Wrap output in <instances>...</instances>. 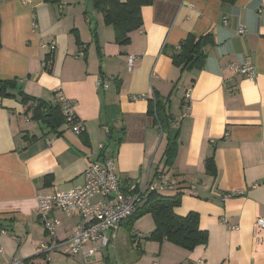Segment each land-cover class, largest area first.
I'll return each instance as SVG.
<instances>
[{"label":"crops","instance_id":"1","mask_svg":"<svg viewBox=\"0 0 264 264\" xmlns=\"http://www.w3.org/2000/svg\"><path fill=\"white\" fill-rule=\"evenodd\" d=\"M189 33H210L214 44L205 46L200 68L180 71L169 53ZM0 42V79H15L16 90L45 102L60 90L83 125L81 135L67 124L57 135L31 118L30 104L0 96V264L12 257L69 264L55 261L58 252L68 255L38 222L36 195L81 184L99 145L106 155L117 145L114 169L125 187L164 171L182 191L175 212L198 213L207 244L188 251L163 241L157 259L166 243L171 264H264L256 225L264 217V0H152L125 44L89 0H0ZM128 55L136 57L131 71ZM245 62L255 66V79L228 68ZM188 90L190 112L182 117ZM155 99L169 116L162 126L148 114ZM173 137L176 155L166 167L163 151ZM211 156L214 175L205 170ZM53 214L56 240H63L78 219ZM117 239L103 254L76 255L75 263L135 264L140 253ZM119 248L131 254L112 263L109 252Z\"/></svg>","mask_w":264,"mask_h":264},{"label":"built area","instance_id":"2","mask_svg":"<svg viewBox=\"0 0 264 264\" xmlns=\"http://www.w3.org/2000/svg\"><path fill=\"white\" fill-rule=\"evenodd\" d=\"M244 32V26L238 27L237 34L242 35ZM50 46L52 48L53 44ZM81 56L79 54V57ZM135 58V55L127 56L128 71L132 70ZM228 68L250 80L255 79L257 74L255 66L249 62L241 65L230 63ZM98 82L99 86L106 87L102 79ZM54 96L67 125L75 134L80 135L83 132V125L74 112V103L60 90H56ZM138 98L142 96H133L134 100ZM184 98L182 117L188 116L190 112L189 90L186 91ZM25 120L28 122L29 118ZM98 148L101 151L103 145H99ZM114 165V156L106 155L93 159L83 172L81 184L64 191L37 193V220L54 247L59 246L64 253L71 256L82 254L91 257L95 253L103 254L109 246L114 247L122 221L135 211L148 189L169 191L177 187L164 171H158L154 178L148 179L144 184L135 180L125 187L115 172ZM229 197L231 194H223L221 199ZM55 211L78 219L70 234L63 240H56L55 234L60 220L54 216ZM256 225L257 229L264 232V217H258ZM2 253L3 249L0 247V254ZM4 264H21V260L12 257ZM196 264L207 263L203 259H198Z\"/></svg>","mask_w":264,"mask_h":264},{"label":"trees","instance_id":"3","mask_svg":"<svg viewBox=\"0 0 264 264\" xmlns=\"http://www.w3.org/2000/svg\"><path fill=\"white\" fill-rule=\"evenodd\" d=\"M45 1L49 3L57 2V0ZM89 1L93 9L101 13L103 22L112 27L115 40L119 44L127 43L129 41V34L140 27L141 7L151 4L152 2V0ZM220 1L230 4L235 2V0ZM213 44L214 40L210 33L199 36L189 33L176 48L170 51L169 55L173 65L178 67L180 71H191L200 68L206 57L205 46H211ZM51 55L52 52L46 54L45 58L49 59ZM16 88L17 81L15 79H0L1 97H18L21 104H30L29 106H32V108L30 107L31 118L40 122L43 124V127L55 134L61 135L62 130L59 128L63 124H67V121L61 113L55 99L54 103L45 102L42 99L27 95L22 90H16ZM162 105L163 103H161L160 100L155 99L149 101L148 106V114L152 116L154 122L160 126H162V123L169 117L165 110H163ZM176 142V138L174 137L169 139L163 151L166 167L171 166L175 158L177 150ZM114 146L115 148L112 147L111 152H109L107 156L115 155L114 152H116L117 145ZM105 152L106 149L103 147L97 159L106 156ZM205 170L210 175L215 174V165L212 156L205 160ZM163 192H167L168 194H163ZM181 196L182 191L179 187H175L173 190L169 191L148 189L145 197L135 211L123 221L128 225L133 219L139 218L144 214H150L154 222V228L145 236L146 239L158 243L167 241L188 251H192L197 246H204L207 244L208 234L199 227L198 213L188 212L185 215H179L175 212V208L180 204ZM133 237L136 236H132V238Z\"/></svg>","mask_w":264,"mask_h":264},{"label":"rangeland","instance_id":"4","mask_svg":"<svg viewBox=\"0 0 264 264\" xmlns=\"http://www.w3.org/2000/svg\"><path fill=\"white\" fill-rule=\"evenodd\" d=\"M163 194H168L167 192H163ZM154 228V222L150 214H144L140 216L139 218L133 219L130 224L126 225V222L123 221L120 225L119 231H118V239H117V245H124L126 248L127 246L132 245V251L129 250V254L127 252H121L119 249H113L109 252L111 262L114 263L119 261V258L122 255H130V251L132 253H140V257L137 259L135 264H153L154 262L158 264H171L173 257L170 255L169 250H166V243L164 244V248H162L161 251V260L157 259L159 250L161 245L156 241L146 239V235ZM132 236H136L138 238L137 241L134 239L131 240ZM135 238V237H133ZM122 241V242H121ZM56 260H69V264H76L75 259L77 256H66L62 254L61 252L56 253L54 255ZM96 258V255H95ZM62 262V261H61ZM49 264H56L49 263Z\"/></svg>","mask_w":264,"mask_h":264}]
</instances>
